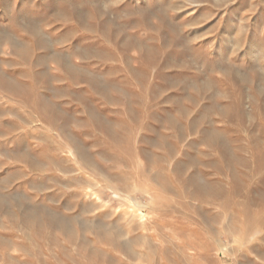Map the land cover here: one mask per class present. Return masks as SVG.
Masks as SVG:
<instances>
[{
  "label": "rangeland",
  "instance_id": "rangeland-1",
  "mask_svg": "<svg viewBox=\"0 0 264 264\" xmlns=\"http://www.w3.org/2000/svg\"><path fill=\"white\" fill-rule=\"evenodd\" d=\"M0 264H264V0H0Z\"/></svg>",
  "mask_w": 264,
  "mask_h": 264
}]
</instances>
